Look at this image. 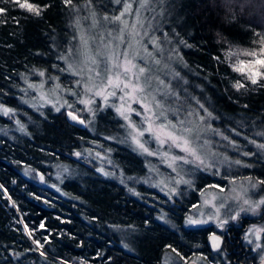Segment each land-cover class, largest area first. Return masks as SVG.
<instances>
[{
  "label": "trees",
  "instance_id": "1",
  "mask_svg": "<svg viewBox=\"0 0 264 264\" xmlns=\"http://www.w3.org/2000/svg\"><path fill=\"white\" fill-rule=\"evenodd\" d=\"M28 2L39 15L0 0V103L13 107L22 129L0 111V264H160L166 250L179 255L205 248L207 226L181 225L192 198L165 205L151 189L132 194L71 154L94 134L68 122L62 110L40 113L20 100L22 75L51 69L65 46L74 7L101 6V0ZM163 6L180 40L183 90L204 97L221 130L264 134V67L256 63L264 60V0H163ZM95 122L107 134L115 117L105 108ZM109 154L122 173L139 169V155L125 145L114 144ZM258 166L264 169V158L254 159L252 168ZM53 167L67 175L57 188L34 177L36 171L47 177ZM252 168L264 178V170ZM150 195L164 202L176 228L155 218ZM120 226L133 232L124 238L128 251L115 232Z\"/></svg>",
  "mask_w": 264,
  "mask_h": 264
},
{
  "label": "rangeland",
  "instance_id": "2",
  "mask_svg": "<svg viewBox=\"0 0 264 264\" xmlns=\"http://www.w3.org/2000/svg\"><path fill=\"white\" fill-rule=\"evenodd\" d=\"M168 19L163 0H101L98 8L89 2L77 5L71 12L68 40L51 69L33 68L22 75L20 100L40 113L75 111L83 120L82 127L94 134L71 153L75 158L91 163L101 176L113 178L136 196L137 189L144 187L164 197L165 205L192 198L181 225L216 228L222 220L257 212L264 192L251 168L254 159L264 158V148L259 147L264 145V134L260 137L257 128L254 135L232 128L221 130L211 122V113L201 100L204 97L183 90L180 40ZM105 108L115 117L107 134L95 128L97 114ZM0 111L11 115L13 128L22 131L12 106L0 103ZM166 132L179 137L176 144L181 147ZM184 141L191 152L182 150ZM114 144L138 154L139 169L122 173L110 158ZM65 173L53 167L47 177L39 171L34 177L57 188ZM150 197L156 199L151 203L157 207L155 218L176 228L160 206L164 202ZM115 230L128 251L124 238L133 232L122 226ZM247 230L253 246H264V221ZM192 260L209 263L198 254ZM181 262L186 263L167 250L160 259V264Z\"/></svg>",
  "mask_w": 264,
  "mask_h": 264
},
{
  "label": "flooded vegetation",
  "instance_id": "3",
  "mask_svg": "<svg viewBox=\"0 0 264 264\" xmlns=\"http://www.w3.org/2000/svg\"><path fill=\"white\" fill-rule=\"evenodd\" d=\"M261 184L264 192V178L255 177ZM264 194V193H263ZM261 201H264V197ZM264 221V203L259 202L255 214L240 213L230 221H221L216 228H210L205 234L203 249H192L188 253H180L178 256L186 263H193L194 255H200L208 264H264V246H253L247 240L248 227L252 224ZM261 232V231H260ZM208 233L217 235V246L211 248L206 242ZM264 232H262L263 234ZM188 262V263H187Z\"/></svg>",
  "mask_w": 264,
  "mask_h": 264
},
{
  "label": "snow or ice",
  "instance_id": "4",
  "mask_svg": "<svg viewBox=\"0 0 264 264\" xmlns=\"http://www.w3.org/2000/svg\"><path fill=\"white\" fill-rule=\"evenodd\" d=\"M15 3L18 4V6L20 8H24L26 10H28L29 12H33L34 14L36 15H39L40 14V9L36 6H34L33 4L29 3L28 0H24V2H21V0H14ZM67 3H70L71 0H66ZM117 2H120V0H117ZM130 8V5H125V10H128ZM0 12H3V9H0ZM116 20H119L120 17H115ZM252 55H255V53H252ZM256 63H259L262 67H264V60H258L256 61ZM234 70L236 71H242L243 69L241 68H235ZM141 71H143V69H141ZM256 75H261V73L257 72V73H254L253 74V77L256 76ZM253 77H249L251 80H252V83H256V79L253 78ZM127 87V85H126ZM237 88H240V87H243L242 84H239L237 83L236 85ZM135 90V89H134ZM149 131H151V129H149ZM161 131L163 132V127L161 128ZM164 135L167 136L168 139H170L174 144H176V141L178 139H180L179 137L177 136H174L172 133L170 132H166L164 133ZM157 139H160L159 135L157 136ZM161 143H163V141H161ZM141 148H143V144H140L139 145ZM177 147H181L180 144H176ZM259 147L261 148H264V145H260ZM145 151H147V149H144ZM182 150L185 151V152H191V149L187 147V141H184V146L182 147ZM151 154V153H149ZM261 203H264V201H261Z\"/></svg>",
  "mask_w": 264,
  "mask_h": 264
},
{
  "label": "water",
  "instance_id": "5",
  "mask_svg": "<svg viewBox=\"0 0 264 264\" xmlns=\"http://www.w3.org/2000/svg\"><path fill=\"white\" fill-rule=\"evenodd\" d=\"M65 119L74 124L77 127L83 126V120L75 111L65 108L63 110ZM206 242L211 248H216L217 246V235L214 233H208L206 236Z\"/></svg>",
  "mask_w": 264,
  "mask_h": 264
}]
</instances>
